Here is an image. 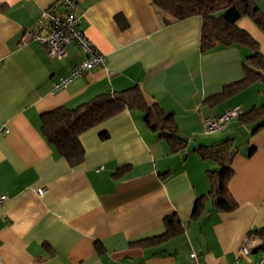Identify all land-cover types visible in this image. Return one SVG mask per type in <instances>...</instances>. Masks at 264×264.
I'll list each match as a JSON object with an SVG mask.
<instances>
[{
	"label": "crops",
	"instance_id": "0c3cea01",
	"mask_svg": "<svg viewBox=\"0 0 264 264\" xmlns=\"http://www.w3.org/2000/svg\"><path fill=\"white\" fill-rule=\"evenodd\" d=\"M253 1L264 11V0ZM46 8L62 11L59 0H0V264L232 263L245 238L264 228V127L253 131L234 117L205 133L201 118L264 103V79L206 100L243 76L251 50L217 44L201 51V17L165 23L153 0H78V26L105 62L55 89L85 54L71 42L63 57L50 56L32 38L47 32L39 25ZM237 24L264 54V32L248 16ZM134 84L148 102L173 112L183 148L171 151L139 108L81 133L84 158L76 166L43 135V112ZM223 141L233 142L228 188L237 207L220 211L207 199L193 218L196 198L210 189L207 171L218 168L196 149ZM171 213L182 232L131 243L163 232ZM250 241L256 259L257 240Z\"/></svg>",
	"mask_w": 264,
	"mask_h": 264
},
{
	"label": "trees",
	"instance_id": "16d2710c",
	"mask_svg": "<svg viewBox=\"0 0 264 264\" xmlns=\"http://www.w3.org/2000/svg\"><path fill=\"white\" fill-rule=\"evenodd\" d=\"M154 7L164 15L165 23L188 16L201 17L200 50L207 51L217 44L239 45L251 50L243 64V76L225 85L219 93L206 100L218 101L241 90L254 81L264 79V54L257 41L248 31L237 24L242 16H248L264 32V11L253 0H153ZM123 108H139L144 112L145 123L158 131L169 143L171 151L185 146L186 140L178 133L177 122L172 111H167L156 102H148L138 84L126 89L96 95L89 101L74 107L59 106L41 115V131L46 140L69 163L76 166L84 158V147L80 135ZM241 123L252 124L253 131L264 127V103L252 106L236 116ZM102 137L106 132L101 133ZM202 158L217 162L218 168L207 171L210 189L196 198L191 217L197 218L204 209V202L212 200L213 207L220 211H231L237 203L231 195L228 183L233 174L231 166L234 153L233 142L223 141L214 146L196 149ZM163 232L133 240L137 245H151L166 240L183 231L175 213L163 218ZM249 240H257L256 248L264 249V228L252 231Z\"/></svg>",
	"mask_w": 264,
	"mask_h": 264
},
{
	"label": "built area",
	"instance_id": "2783aa9c",
	"mask_svg": "<svg viewBox=\"0 0 264 264\" xmlns=\"http://www.w3.org/2000/svg\"><path fill=\"white\" fill-rule=\"evenodd\" d=\"M77 1L59 0L62 7V11L59 14L50 8L44 9L39 25L46 26L47 32L45 34H41L37 30L32 32V38L44 45L50 56L63 57L66 53L65 46L71 42L75 43L85 54L84 60L76 64L68 75L61 77L54 85L55 89L64 86L71 79L84 74L87 70L103 65L105 62V54L91 42L78 26ZM241 112L242 109L240 107H234L215 116L202 117L201 123L204 132L214 133L223 129L232 118ZM44 190V188H39L37 192L41 193ZM5 197V194H0V204ZM252 253L253 246L247 237L238 247L234 261L229 264H264V249L260 250L256 259H253ZM191 255L195 257L193 253Z\"/></svg>",
	"mask_w": 264,
	"mask_h": 264
},
{
	"label": "rangeland",
	"instance_id": "374dc122",
	"mask_svg": "<svg viewBox=\"0 0 264 264\" xmlns=\"http://www.w3.org/2000/svg\"><path fill=\"white\" fill-rule=\"evenodd\" d=\"M259 83H261V82H258V85H261V84H259ZM262 85H264V84H262Z\"/></svg>",
	"mask_w": 264,
	"mask_h": 264
}]
</instances>
